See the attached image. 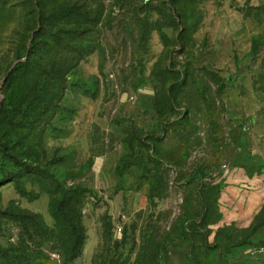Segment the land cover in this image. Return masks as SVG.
I'll use <instances>...</instances> for the list:
<instances>
[{
    "label": "rangeland",
    "instance_id": "obj_1",
    "mask_svg": "<svg viewBox=\"0 0 264 264\" xmlns=\"http://www.w3.org/2000/svg\"><path fill=\"white\" fill-rule=\"evenodd\" d=\"M80 1L99 19L100 50L81 70L98 76L100 89L95 98L68 94L78 110L73 125L47 145L49 159L57 150L68 157L57 166L67 188L88 189L78 204L86 242L69 260L55 194L0 149V264H218L213 252L239 259L244 242L253 244L249 264H264V208L250 229L232 227L217 246L196 245L200 227L219 215L222 184L184 181L191 168L209 161L217 169L242 152L251 153L253 173H264V0ZM137 190L149 193L141 214ZM186 203L198 205L194 232L169 240Z\"/></svg>",
    "mask_w": 264,
    "mask_h": 264
},
{
    "label": "trees",
    "instance_id": "obj_2",
    "mask_svg": "<svg viewBox=\"0 0 264 264\" xmlns=\"http://www.w3.org/2000/svg\"><path fill=\"white\" fill-rule=\"evenodd\" d=\"M92 13L80 0H24L22 5L0 0V62L6 63L0 65V78L6 77L0 88V149L55 194L53 217L68 237L69 260L81 255L86 242L78 204L88 189L67 188L57 166L68 157L58 158L57 150L49 159L47 141L62 140L73 125L78 110L71 106L70 92L77 98L98 96L100 79L81 70L100 50L93 40L99 19ZM4 15L11 16L13 26L8 39ZM38 217L33 215V223L48 234Z\"/></svg>",
    "mask_w": 264,
    "mask_h": 264
},
{
    "label": "crops",
    "instance_id": "obj_3",
    "mask_svg": "<svg viewBox=\"0 0 264 264\" xmlns=\"http://www.w3.org/2000/svg\"><path fill=\"white\" fill-rule=\"evenodd\" d=\"M250 155V152L237 154L230 163L220 164L217 169H214L209 161L205 166V170L190 169V173H188L184 181H211L210 183H204L207 187L216 186L215 184L218 183L222 184L217 199L219 215L217 218L211 219L204 228L200 227V231H197L196 238L193 240L194 244L217 246L222 230L231 229L232 227L237 230H248L257 220V216L264 208V173H253L251 171L249 167L253 159ZM135 193L141 196V198L136 199L135 203L138 205L136 210H141L139 213L141 214L147 206L149 193L144 190H137ZM124 194V197H127L129 193L127 191ZM195 196L196 201H198V194H195ZM185 206L186 208L182 209L177 222L168 228L166 238L169 240L186 239L188 232H192V234L194 232V229L189 227V225L198 220V205L196 204L194 208L193 205L188 207V203H186ZM203 207L206 208V206L199 204L201 213L205 209ZM206 210L209 213V209ZM260 229L264 233V224L261 225ZM251 245H253L251 242H244L239 245L241 249L238 250H241L240 253H244L239 259L225 261L221 259L220 252L215 251L212 253L210 261L218 264H249L251 260L249 257L250 250L246 249V247Z\"/></svg>",
    "mask_w": 264,
    "mask_h": 264
}]
</instances>
